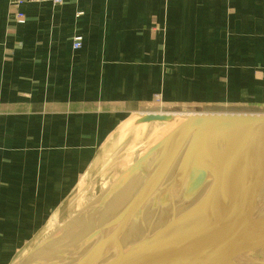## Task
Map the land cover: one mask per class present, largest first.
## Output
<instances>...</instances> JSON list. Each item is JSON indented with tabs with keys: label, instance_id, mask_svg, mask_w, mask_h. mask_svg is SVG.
Here are the masks:
<instances>
[{
	"label": "crops",
	"instance_id": "0c3cea01",
	"mask_svg": "<svg viewBox=\"0 0 264 264\" xmlns=\"http://www.w3.org/2000/svg\"><path fill=\"white\" fill-rule=\"evenodd\" d=\"M21 10L23 24L0 0V264L66 216L68 195L132 116L162 104L264 114V0ZM250 228L263 234L264 216Z\"/></svg>",
	"mask_w": 264,
	"mask_h": 264
},
{
	"label": "water",
	"instance_id": "95a60500",
	"mask_svg": "<svg viewBox=\"0 0 264 264\" xmlns=\"http://www.w3.org/2000/svg\"><path fill=\"white\" fill-rule=\"evenodd\" d=\"M138 116V123L169 119ZM180 125L150 150L169 156L135 203L14 264H264V233L250 228L264 214V114L194 113ZM213 127L233 130L238 142L223 153L212 142L188 168ZM179 133L186 140L174 147Z\"/></svg>",
	"mask_w": 264,
	"mask_h": 264
},
{
	"label": "rangeland",
	"instance_id": "374dc122",
	"mask_svg": "<svg viewBox=\"0 0 264 264\" xmlns=\"http://www.w3.org/2000/svg\"><path fill=\"white\" fill-rule=\"evenodd\" d=\"M148 110L168 114L169 119L141 124L137 122L139 116L134 115L126 123H123L110 138L107 143L108 146L97 161L91 176L83 179L78 188H74L68 195L69 197L63 205L66 216L60 222L58 221L56 226H51V230L46 229L45 234L37 242L28 244L26 246L27 249L17 256L14 263L29 257L33 252L37 253L39 250L41 251V249L51 245L56 236L62 234L64 230L83 218L85 213L92 212L89 210L91 205L95 208L93 215L99 216L100 213L104 212L106 207H100L99 203L100 200L105 198L107 191H109L108 189L112 185L126 183L130 179V175L140 172L145 173L149 167V165L145 167V161L149 157L152 147L157 145L164 136L177 129V127L184 129L180 124L186 117L194 113L213 112L226 114L230 112L203 108L202 105L197 104H176L172 106L162 104L160 107L154 106ZM184 135L185 133H179V143L182 140H186L182 139ZM160 136L162 137L160 138ZM167 146L166 144L165 147Z\"/></svg>",
	"mask_w": 264,
	"mask_h": 264
},
{
	"label": "bare ground",
	"instance_id": "6f19581e",
	"mask_svg": "<svg viewBox=\"0 0 264 264\" xmlns=\"http://www.w3.org/2000/svg\"><path fill=\"white\" fill-rule=\"evenodd\" d=\"M214 128L215 127L210 128L211 130L209 131L210 133L205 130L203 132V135L205 137L199 138V140L204 138L202 141L203 142L202 146L199 147L200 149L195 148L193 153H190L191 155L187 158V162H186L188 163L187 165L188 168L192 169L195 167V165L199 163L197 162L198 161L197 153L201 152V148H204V147L207 148L209 145H211L212 142L214 143L213 147L215 148L216 153L217 152L223 153L227 151L229 147H231L230 145L236 144V142H238V140L236 139V136L233 134L234 132L233 130L231 129L224 130L223 128L214 129ZM162 136H160V138ZM177 144H178V139L173 142L174 147H176ZM168 154H169V151H166V148H161L158 152L150 154L149 157L145 161V165H146L145 167L149 165L145 173L140 172L135 175L134 174L130 175L129 176L130 179L126 183H122L120 185H112V187L108 189L109 191H107L105 198L103 200H100V203H99L100 207L102 208L104 206L106 207V210L104 212L100 213L99 216L93 215L94 214L93 211L95 210V208L92 207L91 205L89 210L92 212H88V214L85 213L83 215L84 216L83 218L79 219V221H76L74 225L72 224L70 227L64 230L62 234L56 236L55 241L53 243L55 242L60 243L63 240H66L67 242H69L70 241L69 239H72L74 236L80 234V232L85 231L88 228L94 227L98 224L99 225H101V223L103 224L105 220H108L113 215H117L118 212H120L126 206H129L135 203L136 200L141 197V194H139V192H141V190L147 184L145 183V180L148 181V179L152 178L153 176L152 174H154L155 172H158L160 168L164 164H166L167 159H165V157H168L169 156ZM258 205H261V204H257V206ZM262 206L264 209V205ZM262 206H258V212L262 211L260 210L262 209ZM256 216L257 217H256L255 222L261 220L264 214L263 216H258V214ZM252 224L253 223H250V225Z\"/></svg>",
	"mask_w": 264,
	"mask_h": 264
},
{
	"label": "built area",
	"instance_id": "2783aa9c",
	"mask_svg": "<svg viewBox=\"0 0 264 264\" xmlns=\"http://www.w3.org/2000/svg\"><path fill=\"white\" fill-rule=\"evenodd\" d=\"M40 2H49L53 5H57L61 3L62 0H11V3L14 7H16V11L14 12V20L19 24H23L26 20V14L22 12L21 7L26 3H40ZM82 36L76 35L72 40L73 48H80Z\"/></svg>",
	"mask_w": 264,
	"mask_h": 264
}]
</instances>
